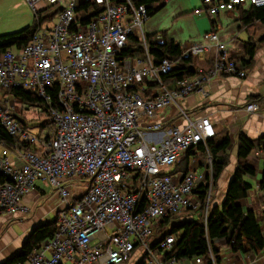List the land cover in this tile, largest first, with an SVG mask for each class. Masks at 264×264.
<instances>
[{
  "label": "built area",
  "instance_id": "2783aa9c",
  "mask_svg": "<svg viewBox=\"0 0 264 264\" xmlns=\"http://www.w3.org/2000/svg\"><path fill=\"white\" fill-rule=\"evenodd\" d=\"M25 1L34 14L52 17L53 26L43 29L39 20L26 46L0 54V124L10 136L37 148L26 151L17 143L3 148L0 172L8 180L0 182V216L31 211L25 199L39 181L54 188L61 209L55 235L27 263L17 264H125L137 250L146 264H219L211 247L208 259L196 256L181 263L171 256L180 235L153 233L163 217L199 209L203 185L210 187L207 224L214 158L208 151L200 162L203 171L196 155L188 171L176 167L191 149L200 144L208 149L217 129L208 115H192L179 100L222 75L247 77L243 62L234 59L217 31H207L205 41L183 46L182 55H210L211 66L170 87L167 76L178 61L164 57L156 62L151 55L146 5L95 0L104 10L83 24L81 0ZM247 4L263 7L264 0H204L195 12L216 18ZM133 34L143 52L125 56ZM155 40L161 42V35ZM10 86L37 93L48 103L55 125L51 137L34 133L14 116L15 100L4 91ZM172 105L178 107L180 124L159 119ZM260 108L252 102L246 109L257 113Z\"/></svg>",
  "mask_w": 264,
  "mask_h": 264
},
{
  "label": "trees",
  "instance_id": "16d2710c",
  "mask_svg": "<svg viewBox=\"0 0 264 264\" xmlns=\"http://www.w3.org/2000/svg\"><path fill=\"white\" fill-rule=\"evenodd\" d=\"M134 1L137 4L146 5L150 16L155 13V3L160 0ZM241 7L242 6H239L238 8ZM79 9L81 10L80 20L83 24H86L93 16L104 10L103 6L97 4L95 0H81ZM242 9H244V7H242ZM242 13L244 15V20H247V22L245 21L246 24L255 19L264 20V6L256 7L251 5L249 11L242 10ZM37 16L38 14H34V22L29 26L19 31L0 35V54L9 49H21L31 41L37 30L39 20L42 21L45 19L43 15ZM156 35H161V42L155 40ZM147 38L150 53L155 58L156 62L164 57H169L178 61V67L167 76V79L178 82L198 72L197 69L192 68L195 57H183L181 44L177 43L173 38H170L167 32L161 31L154 34H147ZM256 49V43L252 41L247 42L244 49L245 56H235L234 59L245 60V64L251 68V64L254 63L257 53ZM142 52L143 45L139 36L136 34L131 35L129 39V48L124 51V55H139ZM170 87H175V85ZM4 91L5 94H9L14 98L16 104V108L13 112L14 116L24 126L33 127L31 120L26 116V112L29 108L28 106H24V104L42 108L43 116L48 119L46 122H42L39 125V134H47V137L52 136L55 125L50 120L51 111L49 105L42 97L37 93L26 92L22 88L13 86L6 87ZM56 98L57 96L54 97V99ZM259 98L260 97L257 96L254 99ZM237 142V166L235 173L228 184L222 203L213 207L210 206L207 224L205 223L204 210L210 187L203 185L198 190L201 196V206L199 209L187 210L181 214H172L163 217L160 224L154 230V236L158 237L162 235L165 236L172 232L180 235L176 246L172 249L171 256L176 257L181 263H190L196 256H203L208 259L210 247L220 263L221 258L216 245L217 241L220 239L226 240L227 245L231 248L233 253L249 254L264 250V220H261L255 210H248L239 202L241 198L249 194L253 186L251 183L247 182L245 178L247 175H257L256 164L250 161V157L256 150H260L261 148L264 150V135L259 139L253 140L242 132ZM16 143L23 150H37L34 145L10 136L0 124V144L4 147L13 148ZM231 146L232 138L229 133L219 131L217 135L208 142V149L203 144H200L195 150L191 149L186 153L183 161L178 163L176 169L184 168L185 171H188L190 169L189 160L192 154H203L209 151L214 158L215 186L218 184L223 171L229 164L228 150ZM7 180L8 179L0 172V182H5ZM259 187L264 190V174ZM262 203L264 205V196L262 198ZM179 217H182L184 220L177 221L176 219ZM58 220L59 213L53 221L35 227L20 250L1 264L27 263L41 244L55 235L58 229ZM136 264H146L145 258L141 257Z\"/></svg>",
  "mask_w": 264,
  "mask_h": 264
},
{
  "label": "crops",
  "instance_id": "0c3cea01",
  "mask_svg": "<svg viewBox=\"0 0 264 264\" xmlns=\"http://www.w3.org/2000/svg\"><path fill=\"white\" fill-rule=\"evenodd\" d=\"M168 2H165L158 11L155 8V13L150 15L146 21L145 31L149 32L148 34L165 31L170 38H173L183 47L191 43L205 41L204 34L207 31L215 30L218 32L220 39L228 43L230 54L233 57L245 55L244 49L247 42L252 41L257 45L253 66L246 78L222 75L212 80L210 84L205 85L202 91H198L182 100L183 106L189 109L192 115H208L213 120L217 132L226 131L229 133L232 138V146L236 148L233 154L237 160L239 133L243 132L253 140L259 139L264 135V20L255 19L246 24L247 20H244L242 10L249 11L251 8L249 4L242 6L244 9L241 7L234 10H226L216 18H208L205 12H195L198 9L197 7L192 11H185L181 0H169ZM160 11L162 15L170 14L175 15L174 17L182 18L181 22H185V24L182 27L169 26L161 29L162 16L155 15ZM191 12L194 14H190ZM2 22L5 24H0V35L19 31L30 25L29 22L23 23L19 18L13 17L12 19H0V23ZM8 23H11L10 28L7 26ZM211 64V56L204 55L194 59L192 68L197 70L200 68L205 69L210 67ZM167 82L170 86L177 85V82L170 79ZM257 96L260 98L254 99ZM252 102L260 103L259 112L249 113L247 111V105ZM178 113V107L172 105L168 110L166 109L160 114L159 119L169 122L171 125L180 124L181 120L178 118ZM253 153H255V156ZM253 153L251 159L257 157V175L246 176V181L253 186L249 194L241 198L239 202L246 209L255 210L260 217L264 212L262 203L264 190L259 187L264 174V150L261 148ZM197 154L199 156L202 155L200 153ZM195 155L192 154L189 163L194 159ZM12 156L15 157L16 155L12 154ZM182 161L183 158L179 163ZM197 165L199 171L205 170V166L202 163L198 162L196 163ZM176 170L185 171L184 168ZM49 186L50 184L47 181H39L37 187L26 196L25 201L31 207V211L10 218L3 215L0 216V264L20 250L35 227L53 221L58 215L61 209L59 198L54 190L52 191V193L54 192L52 197H48L49 191L47 189H49ZM213 199L214 197L212 196ZM223 199L224 196L219 203L210 204V206L221 204ZM15 225H17L18 229H16ZM216 245L221 258L219 264H264V250L249 254L233 253L225 239L218 240Z\"/></svg>",
  "mask_w": 264,
  "mask_h": 264
},
{
  "label": "rangeland",
  "instance_id": "374dc122",
  "mask_svg": "<svg viewBox=\"0 0 264 264\" xmlns=\"http://www.w3.org/2000/svg\"><path fill=\"white\" fill-rule=\"evenodd\" d=\"M181 2L185 8L184 9L185 11H192L195 7L200 8V7H203V5H204V0H181ZM164 4H165V0H160L159 2H157L155 4V8L157 9L156 11H158L161 8V6H163ZM190 14L193 15L194 13L191 12ZM46 15H47L46 13L43 14V16H46ZM155 15H159V16L161 15L162 16V20H161L162 21V28L161 29L167 28L169 26L170 27H172V26L182 27V25L185 24V22H181L182 18L174 17L175 15H170V14H163L162 15L161 11L156 13ZM12 17L13 18H19L20 20H22L23 23L29 22V24H32L34 22V11L24 0H0V19H12ZM50 18H52V17H50ZM208 18H210V17L208 16ZM0 24H5V23L2 22ZM7 26H9L8 28H10L11 23H8ZM52 26H53V20L52 19L45 18L41 22V27L43 29L50 28ZM144 27L146 28V23H145ZM148 33L149 32H146V34H148ZM239 61L243 62L245 69L247 71V74L250 73V70L252 67L249 68L248 65L245 64L246 62L243 59H240ZM251 65L253 66V64H251ZM179 103L181 105H183L181 99L179 100ZM24 106H28V108H29L27 111V116L31 120V124L33 126V128H32L33 132L34 133L39 132V125L42 122H46L48 119L45 116H43V109L38 107V106H34V105L30 106L28 104H24ZM31 117H33V118H31ZM224 132L226 133V131H224ZM239 135H240V133H239ZM3 148H4V146L2 144H0V153L3 151ZM235 151H236L235 146H231V148L229 149V153H228L229 160H230L229 164L225 168L224 172L222 173V175L218 181V186L217 185L213 186L212 196L214 197V199L212 200V196H211V205H214L215 203H219V201L222 200L223 196H225L224 194H226L228 183L231 180V177L234 173L236 163H237L236 156H234V154H233V153H235ZM253 155L255 156V153H253ZM208 156H209V153H203L201 156H199V154H196L195 163L205 161ZM203 158H205V159H203ZM256 159H257V157H255V159H251V157H250V161L253 162L254 164H257ZM53 190H54V188L52 186H49V189H47V191H49L48 197H52V195L54 194V192L52 193ZM220 195H221V197H220ZM260 218H261V220H264V212L260 216ZM176 220L177 221H183L184 219L182 217H179ZM15 227H16V229H18L17 225H15ZM108 231H109V229H108ZM139 251L140 250H137L134 257L125 264H136L137 261H139V259L141 258V253Z\"/></svg>",
  "mask_w": 264,
  "mask_h": 264
}]
</instances>
